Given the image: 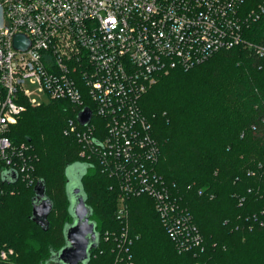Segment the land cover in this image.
<instances>
[{
  "label": "trees",
  "instance_id": "trees-1",
  "mask_svg": "<svg viewBox=\"0 0 264 264\" xmlns=\"http://www.w3.org/2000/svg\"><path fill=\"white\" fill-rule=\"evenodd\" d=\"M261 6L264 0H246L243 9L259 14L244 31L253 46L222 51L189 70L173 69L139 101L159 149L151 173L189 217L198 246H179L149 193L126 196L127 215L118 216L122 179L66 135L77 114L61 101L28 106L10 131L15 145H28L35 183L0 182V254L13 251L0 264H46L64 246L63 229L72 221L65 170L74 163L91 165L83 186L101 238L89 264H264V56L256 51L264 49ZM93 123L103 138L102 120ZM40 179L54 203L46 232L30 219ZM185 226L180 223L179 234L187 233Z\"/></svg>",
  "mask_w": 264,
  "mask_h": 264
},
{
  "label": "built area",
  "instance_id": "built-area-1",
  "mask_svg": "<svg viewBox=\"0 0 264 264\" xmlns=\"http://www.w3.org/2000/svg\"><path fill=\"white\" fill-rule=\"evenodd\" d=\"M0 3L5 18L0 30V182L2 174L16 172L19 180L35 183L28 145H15L9 136L28 106L44 105L31 100L25 89L31 83L50 102L72 105L77 115L69 121L66 135L78 138L121 177L120 218L127 215L126 196L149 193L179 246H198L200 237L189 217L177 207L164 182L151 173L150 163L156 162L159 149L139 101L160 76L173 69L189 70L222 51L253 46L244 31L259 14H243L246 0ZM260 10L264 11L262 6ZM18 34L30 41L26 51L14 48ZM256 51L264 56L263 48ZM84 108L93 113L87 127L77 121ZM94 118L107 129L103 138L96 136ZM182 222L187 233L179 234ZM11 254L12 250L2 251L0 257Z\"/></svg>",
  "mask_w": 264,
  "mask_h": 264
},
{
  "label": "water",
  "instance_id": "water-1",
  "mask_svg": "<svg viewBox=\"0 0 264 264\" xmlns=\"http://www.w3.org/2000/svg\"><path fill=\"white\" fill-rule=\"evenodd\" d=\"M4 9L0 3V30L4 27ZM6 28V26H5ZM7 29V28H6ZM30 46L28 37L18 34L14 37V48L19 51H26ZM93 118L89 108L78 115L77 121L83 127H87ZM89 164L74 163L66 170V193L69 202L68 212L72 219L65 223L63 236L64 246L58 251H52L46 264H89L91 255L100 245L101 235L97 230V223L93 220L94 209L88 205V197L83 186V179L87 176ZM16 172L2 174V181L13 185L18 181ZM31 221L48 231L50 222L49 216L54 210V203L47 195L46 182L40 179L33 189Z\"/></svg>",
  "mask_w": 264,
  "mask_h": 264
},
{
  "label": "rangeland",
  "instance_id": "rangeland-1",
  "mask_svg": "<svg viewBox=\"0 0 264 264\" xmlns=\"http://www.w3.org/2000/svg\"><path fill=\"white\" fill-rule=\"evenodd\" d=\"M25 89L30 93L31 100H35L41 104L43 103L45 106H48L51 104L48 98L39 92L37 85L28 83L25 85Z\"/></svg>",
  "mask_w": 264,
  "mask_h": 264
}]
</instances>
